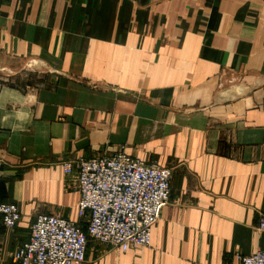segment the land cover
Segmentation results:
<instances>
[{
	"label": "crops",
	"instance_id": "crops-1",
	"mask_svg": "<svg viewBox=\"0 0 264 264\" xmlns=\"http://www.w3.org/2000/svg\"><path fill=\"white\" fill-rule=\"evenodd\" d=\"M0 70V203L20 212L0 216V264L38 215L78 221L65 162L118 151L171 168L170 199L150 247L82 264L264 248V0H0Z\"/></svg>",
	"mask_w": 264,
	"mask_h": 264
},
{
	"label": "built area",
	"instance_id": "built-area-1",
	"mask_svg": "<svg viewBox=\"0 0 264 264\" xmlns=\"http://www.w3.org/2000/svg\"><path fill=\"white\" fill-rule=\"evenodd\" d=\"M2 167L0 160V173ZM63 167L77 176L78 221L38 215L28 241L13 252L14 262L82 264L89 242L121 252L151 246L152 228L170 199L171 168L145 163L123 151L78 158ZM0 216L6 228H14L20 220L13 203H0ZM256 228L264 233V219ZM237 259L240 264H264V248Z\"/></svg>",
	"mask_w": 264,
	"mask_h": 264
},
{
	"label": "rangeland",
	"instance_id": "rangeland-1",
	"mask_svg": "<svg viewBox=\"0 0 264 264\" xmlns=\"http://www.w3.org/2000/svg\"><path fill=\"white\" fill-rule=\"evenodd\" d=\"M7 76H11V73H9L5 70H0V78L7 79L6 78ZM88 249L94 251L96 249H106V248L103 246H98L94 242H90L88 244Z\"/></svg>",
	"mask_w": 264,
	"mask_h": 264
}]
</instances>
